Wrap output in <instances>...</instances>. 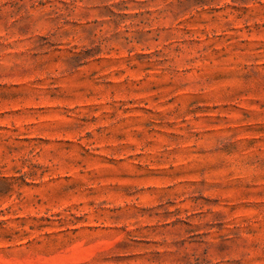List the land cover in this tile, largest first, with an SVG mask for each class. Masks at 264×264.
I'll return each instance as SVG.
<instances>
[{
	"label": "rangeland",
	"instance_id": "rangeland-1",
	"mask_svg": "<svg viewBox=\"0 0 264 264\" xmlns=\"http://www.w3.org/2000/svg\"><path fill=\"white\" fill-rule=\"evenodd\" d=\"M0 264H264V0H0Z\"/></svg>",
	"mask_w": 264,
	"mask_h": 264
}]
</instances>
